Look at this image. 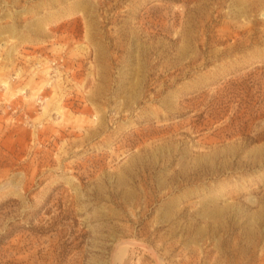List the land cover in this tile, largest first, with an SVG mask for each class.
<instances>
[{"label":"rangeland","instance_id":"374dc122","mask_svg":"<svg viewBox=\"0 0 264 264\" xmlns=\"http://www.w3.org/2000/svg\"><path fill=\"white\" fill-rule=\"evenodd\" d=\"M0 264H264V0H0Z\"/></svg>","mask_w":264,"mask_h":264},{"label":"bare ground","instance_id":"6f19581e","mask_svg":"<svg viewBox=\"0 0 264 264\" xmlns=\"http://www.w3.org/2000/svg\"><path fill=\"white\" fill-rule=\"evenodd\" d=\"M127 248V247H126ZM118 255V254H117Z\"/></svg>","mask_w":264,"mask_h":264}]
</instances>
